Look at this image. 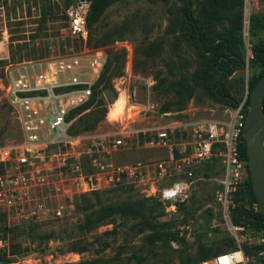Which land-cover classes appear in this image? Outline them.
<instances>
[{"label": "rangeland", "instance_id": "1", "mask_svg": "<svg viewBox=\"0 0 264 264\" xmlns=\"http://www.w3.org/2000/svg\"><path fill=\"white\" fill-rule=\"evenodd\" d=\"M206 4L207 0H193L195 16L208 27L212 37L223 32L224 24L205 11ZM66 6L67 0H0V154L3 150L12 154L10 163L0 161V184L3 183L4 189L14 187L9 180L15 178L17 157L19 152L24 151L16 110L8 103L2 90L7 70L41 61L50 55L90 57L98 51L103 58L100 74L108 50H123L124 65L120 75L113 77L109 85L99 86L92 107L71 121V124H75L82 114L87 113L85 122L91 124L97 119L91 130L79 132L67 142L26 154L31 165L20 170L30 180L28 200L24 201L22 208H8L2 197L0 201V227L6 229L2 236L10 242V250L14 252L10 253L7 262L63 264L100 258L110 264H187L197 259L200 247L208 248L212 254L205 260L208 261L219 253L236 250L238 245L244 248L250 246L254 240L248 241L244 234L237 237L231 235L222 223L216 198L219 188L217 173L199 174L200 180L190 188L186 199L170 208V204H163L152 195L149 184L119 188L122 184L108 185L103 174L93 173L89 176L82 168L84 156L93 143L102 138L125 140L126 147L113 157L116 165L150 162L157 159L158 154L144 144H137L138 134L148 133L155 127L172 122L192 123L224 118L223 104L209 99L204 93V88L212 81L205 58L176 34L163 37L165 28L172 20L180 18V0H123L111 5L95 25L96 33H93L92 27L89 35L93 38L94 34H98L96 37L114 34L115 41L98 48L93 46V41L88 42L89 37L83 44L68 35L64 19ZM256 13H264V0L252 3L251 16ZM247 21L250 18L244 15L242 0L241 40L246 65L225 83L226 90L241 102L246 100L249 91V60L252 58L253 42L251 32L245 28ZM161 37L164 40L159 48L144 50ZM262 37L263 34L258 32L255 38ZM166 57L174 58L177 62L178 70L174 75L166 71ZM180 74L191 78L186 82L188 93H184L183 99L165 92L171 83L179 79ZM160 79L167 82L160 87L165 92L163 105L166 112L160 111L162 101L152 92L155 82ZM133 91L135 98L127 104L124 116L118 121L109 120V107L119 94H132ZM187 95L190 96L188 100L185 99ZM136 104H152L154 110H142ZM90 189L98 193L103 206L133 203L141 199L147 200L149 207L154 204L152 215L157 216L156 222L168 223L173 237L171 235L151 244L148 241L151 232H141L134 221L122 222L120 219L112 224L100 225L86 234L80 233L78 225L83 219V200L94 202ZM241 201L233 198L229 207L231 223L251 231L253 236L260 235V232L244 224L234 223V216L243 212L239 207ZM37 206L40 208L36 209ZM58 210L59 215L56 214ZM213 222L220 225L213 228ZM70 242L78 247L84 243L90 245L82 253H62Z\"/></svg>", "mask_w": 264, "mask_h": 264}, {"label": "built area", "instance_id": "2", "mask_svg": "<svg viewBox=\"0 0 264 264\" xmlns=\"http://www.w3.org/2000/svg\"><path fill=\"white\" fill-rule=\"evenodd\" d=\"M258 1L244 0V15L247 18L252 15V3ZM89 5V0H76L64 11L68 35L83 44L89 36ZM246 27L249 30L248 21ZM102 63V55L96 51L90 57L77 54L50 55L41 61L7 70L2 90L8 103L16 110L24 142V151L19 152L17 157L16 176L9 180L14 187L4 189L3 183L0 184V201L1 197L5 198L8 208H22L24 201L29 198L30 180L20 170L31 165L26 154L68 141L70 137L67 131L71 125L69 113L90 99ZM126 69L129 70V64ZM124 95L129 104L135 98V91ZM244 104L245 100L235 109L225 108L224 118L220 120L172 122L153 128L144 143L158 154V158L150 162L116 165L113 157L126 147V142L123 138L115 137L94 142L86 155L95 174H103L108 185L149 184L152 195L163 204H170V208L186 199L190 188L201 178L197 172L215 159L216 169L220 171L216 198L222 223L231 235L237 237L244 234L245 239L254 241L246 248L238 245L236 250L219 253L201 264H264V232L253 236L251 231L234 225L229 218L234 194L245 181L247 162L241 158L239 151L246 116ZM135 106L142 110H154L152 104ZM0 155L2 163H10V151L3 150ZM250 209L252 214L260 212L256 202L250 205ZM56 214H60L59 210ZM217 225L213 222L211 227ZM7 247L8 240L0 235V251Z\"/></svg>", "mask_w": 264, "mask_h": 264}, {"label": "trees", "instance_id": "3", "mask_svg": "<svg viewBox=\"0 0 264 264\" xmlns=\"http://www.w3.org/2000/svg\"><path fill=\"white\" fill-rule=\"evenodd\" d=\"M76 0H67L66 8ZM89 11L87 16V26L90 31L93 27V33L95 31V25L100 20V17L104 11L111 5L123 1V0H89ZM181 11L180 18L173 19L167 28L163 32L164 36H171L176 34L186 44L193 46L199 55L205 58L208 73L212 76V81L208 86L204 88L206 96L214 100L219 104H223L225 108L235 109L240 104V100L234 95L230 94L226 90V81L237 71L243 69L245 63V49L241 40V4L242 0H207L205 11L208 14L214 15L219 23L224 24L223 32L217 33L210 37L209 29L206 25L201 24L194 14L193 0H180ZM65 19V16H64ZM251 26V27H250ZM249 32L252 37V58L249 60L250 78L248 81V94L245 100L244 109L248 105L249 93L256 82L264 75V13H256L250 17L249 21ZM262 33V38H255L257 33ZM96 33V31H95ZM254 34V36H253ZM98 34H94L92 38L89 35V41L92 42L94 47H105L111 45L115 41L114 34H103L96 37ZM161 37L148 44L144 47V50L149 51L150 49L156 50L159 48L160 43L164 40ZM73 40V39H72ZM88 40V39H87ZM107 58L103 69L101 70L97 82L92 86V95L88 102L82 106L71 111L68 116V121H72L74 117L79 116L81 113L87 111L92 107L95 102L96 92L99 86L102 84H108L113 77L120 75L121 69L124 65L125 53L123 50L120 51H107ZM164 66L166 71L174 75L178 70L177 62L174 58L166 57L164 60ZM191 78H187L183 74H180L179 79L171 83L167 88V93H173L183 99L184 93H188L186 89V82L190 81ZM167 83L165 79H160L155 82L152 87V92L155 96H158L162 104L160 106L161 112L165 111L164 94L160 87ZM189 95L185 97L189 99ZM163 105V106H162ZM264 109V102H263ZM245 112V111H244ZM87 113L82 114L76 123L71 124L68 131V137H74L76 134L82 131L91 130L97 119L91 124L85 122ZM149 138L148 133H140L136 137L137 144H144ZM140 139V141L138 140ZM52 147V146H50ZM49 148V147H47ZM42 148V149H47ZM239 151L241 158L247 162L246 148L243 138H240ZM216 160L212 159L211 163L206 164L199 172V174L212 172L220 175V171L216 169ZM82 168H85L87 175L95 173L94 169L90 166L88 156H84ZM132 187V186H121ZM117 189V188H116ZM91 191L94 189H90ZM93 203L89 199L83 200L81 210L83 211V219L78 225L80 233H88L100 225L112 224L116 219H120L122 222L134 221L137 223V227L141 232L149 231L152 233L148 241L151 244L160 242L164 238L173 237L170 232V226L168 223L156 222L157 216L152 215L154 204L147 206L144 199L138 200L133 203H120L115 205L103 206V202L100 199L98 193L92 191ZM158 199V198H157ZM234 199L242 200L240 209L242 213H237L234 216V223L244 224L249 229L256 232H264V218L257 212L252 214L250 205L255 203V198L251 188V182L249 178L248 166L245 165V181L241 188L234 194ZM159 200V199H158ZM160 201V200H159ZM159 203V202H158ZM8 231L12 232L11 229ZM6 233L5 227H0V235ZM175 236V234H174ZM3 237V236H2ZM4 238V237H3ZM88 245L84 243L82 247L76 246V243L70 242L66 245V248L62 253L65 252H76L82 253L88 249ZM105 246V244H104ZM103 247V246H102ZM10 242H8L7 249L0 251V263H8L7 257L10 256ZM14 253V252H12ZM212 254L209 253V249L206 247H200L197 253V259L188 261L187 264H201L205 260L209 259ZM63 264H110L108 261L100 258H93L90 260H82L75 263H63ZM128 264V263H125Z\"/></svg>", "mask_w": 264, "mask_h": 264}, {"label": "water", "instance_id": "4", "mask_svg": "<svg viewBox=\"0 0 264 264\" xmlns=\"http://www.w3.org/2000/svg\"><path fill=\"white\" fill-rule=\"evenodd\" d=\"M264 75L249 93L242 131L252 192L264 218Z\"/></svg>", "mask_w": 264, "mask_h": 264}, {"label": "bare ground", "instance_id": "5", "mask_svg": "<svg viewBox=\"0 0 264 264\" xmlns=\"http://www.w3.org/2000/svg\"><path fill=\"white\" fill-rule=\"evenodd\" d=\"M127 110L126 98L123 93L119 94L117 100L109 107L107 118L111 121H118L124 116ZM127 115V114H126Z\"/></svg>", "mask_w": 264, "mask_h": 264}]
</instances>
